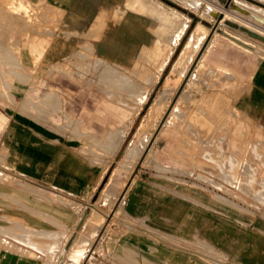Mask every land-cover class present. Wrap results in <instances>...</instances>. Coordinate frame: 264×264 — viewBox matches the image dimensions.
Here are the masks:
<instances>
[{
    "label": "rangeland",
    "instance_id": "1",
    "mask_svg": "<svg viewBox=\"0 0 264 264\" xmlns=\"http://www.w3.org/2000/svg\"><path fill=\"white\" fill-rule=\"evenodd\" d=\"M160 1L161 13L157 11L158 15H155L152 9L159 8L158 0H104L107 3L105 5L113 8L118 5L128 10L135 26H143L144 30L139 32L141 37L133 43L117 48L118 51L123 50V53H111L117 54L120 59L107 58L101 65L102 61L97 60L94 46H89L92 42L87 36L79 34L72 36L63 27L64 12L61 9L45 0H0V112L8 116L7 123L0 128V166L11 169L16 165L13 134L8 127L13 113L24 120L34 119L56 134L70 135V142L48 144L57 151L55 157L58 152L68 151L72 166L80 169L94 187L93 192L87 193L86 206L82 207L80 214V216L91 214L89 222L82 230L83 235L80 234L66 251V254L71 255L72 263L73 259L79 262L85 256L84 264H143L150 255L143 249L142 242H152L156 247L159 245L169 247H166L168 249L166 256L167 261L171 263L264 264V113L258 111L256 105L251 103L253 88L249 74L252 67L244 60L246 57L235 62L232 56H218L215 53H209L205 65L198 66L202 53H207L205 49L208 43L216 34L226 30L241 34L253 40L258 48L259 46L264 48L263 41L247 36L242 30L233 29L223 21L224 11L227 9L234 11L239 3H244L250 13L264 14V0ZM16 2L17 4H14ZM216 7L220 10L213 13L217 10ZM115 12V18L123 14V11ZM185 16H191L186 32L179 40L180 44L160 78L154 83L152 79L157 73L154 58H159L160 49L155 47L151 52L143 47L141 33L153 34V25L161 22L167 26L165 34L173 35L172 31L181 29ZM247 17L253 19L248 14ZM198 23L204 24L208 30L195 60L162 90L161 87L163 88L175 61ZM238 23L245 27V24ZM46 32L52 38L49 46L41 36ZM31 35L38 36L36 37L38 40L41 39L36 52L34 47L27 45ZM220 40L228 41L224 38ZM85 46H88L86 50L83 48ZM6 49L11 51H8L9 56ZM235 49L228 46L227 50L233 54L236 53ZM89 50L92 52H88ZM236 50L237 54H242ZM84 52L88 55L86 56ZM97 61L101 64L98 65ZM104 62L109 66L104 68ZM122 76L125 80L121 79ZM88 80L94 81H89L92 85ZM41 85L43 88L39 90ZM106 85L127 86L131 90L128 95L134 102L138 101L142 92L144 94L145 90L151 88L147 99L141 105V112L139 111L121 149L115 155L118 144L110 143V140L117 136L118 128L121 126H110L99 120L96 111L97 105L102 104L106 94ZM157 97L161 102H157ZM205 98L217 100L214 111L218 115L214 114L215 120H208L216 124L215 128L206 134V127L199 126V123L197 126L194 120L189 121L188 134H191L190 125L201 128L194 135L198 145L194 157L201 159L198 164L192 163V160L180 164L168 151L167 136L158 137L159 130L166 119L169 120L166 127L174 128L171 119L192 118L196 114L195 111L187 109L189 104L193 108L200 107L202 105L197 103L204 102ZM14 107L19 109L12 111ZM151 107L155 108L153 123L142 134L134 156L128 163L121 161L125 147L136 136L144 116ZM183 112L185 115L181 117L180 114ZM236 121H241L245 126L240 127L241 133L240 130L239 133L233 131ZM222 123L224 126H221ZM107 141L109 144L105 143ZM181 145H184L185 149L191 144L180 143L178 153L183 149ZM30 148L31 144H26L25 149ZM195 149L194 147L193 150ZM105 167L107 169L102 174ZM97 170L98 174L94 175L93 172ZM112 172L114 173L109 182ZM132 178L140 183L138 190L150 198L149 205L160 207L176 202V212L168 213L170 216L175 214L182 216L183 227L177 228L174 224H170L169 227L167 223L160 224L161 221L150 224L145 215L129 213L125 208L126 201L135 189L131 188L125 198L123 195L126 194ZM16 181L18 180L15 177L8 175V182ZM196 205L210 208L208 207V210L206 207ZM160 215L156 214L159 220ZM156 225L167 227L165 228L167 232ZM211 225L214 228L215 241L220 243V246H217L213 253L207 252L205 247L195 246L194 249L199 251V255H191L189 252L192 249L191 236L196 231L205 234L211 229ZM176 234L184 238H176ZM254 249L260 253L253 255ZM58 259L57 261H63L60 256ZM67 260L66 258L65 261Z\"/></svg>",
    "mask_w": 264,
    "mask_h": 264
},
{
    "label": "crops",
    "instance_id": "2",
    "mask_svg": "<svg viewBox=\"0 0 264 264\" xmlns=\"http://www.w3.org/2000/svg\"><path fill=\"white\" fill-rule=\"evenodd\" d=\"M45 1L51 4L52 6L61 9L64 12L63 27L68 30L72 36L77 34L86 35L87 38L92 42L93 46L97 48L98 54L106 59H120L117 54L111 53H123V50L118 51L119 49L117 48L123 46L124 44L127 45L129 43H133L135 40L141 37L139 32L144 30L143 26H135L134 19L128 10L124 9L123 7L121 8L118 5L114 8L110 5H105L107 3H105L104 0ZM158 2L159 8L157 9L153 7L155 12H160L161 1L158 0ZM115 11H120V13H122L121 11H123L124 14H119L118 18H115ZM159 23L160 22L155 23V25H153V34H141L143 37L142 45H144L146 49H148V47L149 51H151L154 47L160 49L159 58H154L158 69L157 73H159L160 78L162 71L165 69L166 65L174 54L176 47L178 46V44H180V41H178L177 43V35H171L176 41L173 38L170 39V35L167 37V35H165V29L163 28L165 26ZM154 29L158 34H154ZM88 31L90 35L88 34ZM94 31L95 33L98 32L96 33L97 35L94 33ZM176 33L177 32L175 31L174 34ZM44 34L41 35H43L45 41H47L49 46L52 38L47 35V32ZM34 36L35 35L29 37V42L27 41V45H29V47H36L38 46L37 44H39L38 39L36 38L37 36ZM173 41L176 42V44H173ZM147 43L149 44V46ZM227 49L226 51H224L223 54L216 52L214 53L218 54V56H232L235 62H238L242 57L245 56L246 58H244V60L246 62H249L250 65L252 62H254V60H248L250 58L245 54H237V50L235 48L234 49L236 53L233 54L228 53ZM251 67L252 68L249 76H251V74L253 73L256 74V78L259 80L260 84L259 88H261L260 90L263 92V94L260 95L261 97L258 96V99H255L254 91L252 90L250 97L251 103L256 105L255 108L258 111L264 113V72H254L252 71V65ZM242 75H244V73H242ZM41 81L44 82L43 79ZM42 82L41 84L43 85ZM42 85L40 88H38L39 90H42ZM148 89L144 91V94L142 92V95L139 96V98L137 99L138 101L140 99L139 102H134L132 97H130L129 95H124L130 93L131 90L128 87L127 89H125V87H119L117 85H106L105 87L106 94L102 99V104H98L96 108L97 118L99 120H102L106 124L109 122L108 125L110 126H121L124 129L123 130L121 127H119L120 129L118 128V132L119 130H122V133L119 132V135L115 137V139L119 138L118 140H114V138L110 140L111 142L112 140L115 141L113 142L115 145L121 143L120 149L128 133L130 132V129L132 128L135 120L137 119V116L141 109L139 107L144 103L145 99H147L145 95H149L151 91H149ZM118 96H121L119 98H121L122 101H117ZM205 99L203 100L204 102H198V104L204 105V103H209L210 106L206 105L209 110H216V98L211 99V101L209 99H206L205 101ZM136 106L139 108V111L135 110ZM197 107L198 106L193 108V106L190 105L187 109L191 111H196ZM18 109V107H14L12 108V111H17ZM132 117L134 118L133 120ZM192 118L189 117L183 120H179L178 118L171 119L174 122V128H168L164 123L161 127L162 132L161 130L159 132V138L167 136L168 151L171 155L173 154L176 162H180V164H185L189 160H192V163L194 162L198 164V161L201 159L194 157L198 151V145L195 142L196 140L194 135H196L197 130H201V128H196L190 125L191 134H184L185 130L188 131L189 121H193L190 120ZM7 121L8 116L0 112V128L2 126H5ZM125 123H127L128 126ZM212 124L214 126L209 127V132L212 131L211 129L215 128L216 124ZM8 127L10 128V132L13 134L12 138L15 144L14 150L16 157V165L11 169H7V167L5 166H0V264H84L85 256L79 262H75L73 259L72 263L71 255L69 253L66 254L65 249L60 254L59 248L62 243V240H64L67 235L70 234L69 230H72V226L74 227L75 223L78 221L82 212V207L86 206L85 200L87 198V193H91L94 190V187L89 182L88 177L83 174L80 169L75 166H72L69 152L63 150L62 152H58L57 157H55L57 151L54 150V147L48 144L50 142H70V135L58 133L56 134L54 131L49 130L45 127V125L40 124L36 120L31 118H28L26 120L21 119L17 116L16 113H13L11 115ZM4 137H6V131L4 133ZM40 138L43 140H40ZM119 140H121L122 142H120ZM35 143L37 146H35ZM180 143H190L191 145L190 147L185 148L186 150L183 148L179 153H177L175 151V148H177ZM26 144H31L30 150L25 149ZM194 147L196 148L195 150H193ZM106 167L104 168L102 174L105 172ZM98 171L99 170L94 171L93 174H98ZM8 175L10 177H15L18 181L21 182H8ZM139 186L140 183L136 181L133 183V186L129 185V188L126 191L125 197L131 188L135 189L132 194H129L126 201L125 208L129 213L135 215H145L148 218V222L150 224H157V221H161L160 224L167 223L169 227L170 224H174V227L177 228L183 227V223L181 222L182 216L180 217L176 214L174 216L169 215L170 212H176V202L163 204L160 207L149 205L150 198L148 199L144 193H141V190H138ZM179 206L181 207L180 204ZM196 206L210 208V206ZM157 213L161 214L160 220L156 218ZM156 226L166 231L165 228L167 227H162L160 225ZM30 227H33L37 231V235H35L36 232H34V229H32L33 232L30 231ZM24 228L27 229L26 231H28L29 236L31 235L30 232L33 236L31 235L30 237H25L26 239H23H25L26 242L27 239L29 240L28 242H36L35 244H33V246L30 244L31 242L29 243V245L28 242L24 243L25 240L22 241L23 235H27V232ZM210 228L211 229L206 231L205 234L204 232L200 231H196V233H193V235L191 236L192 249L189 251L191 255H199V251H196L194 249L195 246L205 247L206 251L210 253H213L217 246H220V243H217L215 241V232L213 225H211ZM40 231L42 235L38 233ZM53 231H55V233ZM49 232H51V234ZM175 236L179 239L184 238V236H180L177 234ZM53 237L58 240L56 242L57 245H53ZM38 241L40 242V244ZM37 243L39 245H37ZM50 243H52V245H50ZM142 243L143 249L147 252L148 255H150L149 258L146 259L147 261L143 264H184L178 262L171 263L167 261L168 256H166V251L168 250L167 248H169L168 246L159 245L158 247H156L152 245V242ZM34 245L39 247H35ZM252 253L253 255H257L260 252L255 249ZM58 256H60V259L63 261H57L59 260ZM66 258L68 259L67 261H65ZM190 264L199 263L193 262Z\"/></svg>",
    "mask_w": 264,
    "mask_h": 264
},
{
    "label": "bare ground",
    "instance_id": "3",
    "mask_svg": "<svg viewBox=\"0 0 264 264\" xmlns=\"http://www.w3.org/2000/svg\"><path fill=\"white\" fill-rule=\"evenodd\" d=\"M131 1V0H130ZM133 1V0H132ZM222 2H225L224 0H221ZM14 4H17V2L16 3H14ZM148 5V4H147ZM141 6V5H140ZM144 7V6H143ZM166 7V6H165ZM217 8V10H214L215 12H213V13H217L218 12V10H220V8H218V7H216ZM147 10L149 9V8H146ZM175 9V8H174ZM46 10V9H45ZM53 10V9H52ZM154 10V8L152 9V11ZM179 11V10H178ZM234 11H236V12H234ZM234 11H230V10H225L224 12H225V16H224V18H223V21H226V23L228 24V26H230V27H232L233 29H237V30H242L243 32H245L246 33V35L247 36H250V37H252V38H255V39H257V40H260V41H263L264 42V40L263 39H261L260 38V36H262V37H264V14L263 13H257V12H251L250 13V11H249V9L246 7V5H244V3L242 4V3H239L238 5H236L235 6V9H234ZM149 12H150V10H149ZM180 12V11H179ZM153 13V12H152ZM182 13V12H181ZM124 14V13H123ZM157 13L155 12V15H156ZM247 14L248 15H250L253 19H250L249 17H247ZM158 15V14H157ZM160 15V14H159ZM185 15V14H184ZM218 15V14H217ZM152 16V15H151ZM214 16H215V14H214ZM155 17V16H154ZM191 17V16H190ZM189 16H185V18L183 19V23H182V27H181V29L179 28L176 32V34H173L174 36L175 35H177V43H178V41L180 40V38L185 34V32H186V29H187V27H188V25H189V21L191 20V18H190ZM216 17V16H215ZM218 17V16H217ZM21 18V17H20ZM156 18H157V16H156ZM164 18V17H163ZM49 19V18H48ZM168 19V18H167ZM51 20V19H50ZM163 20V19H162ZM227 20H230V21H232V22H234L235 24H236V26H234V25H232V24H229L228 22H227ZM57 21H58V19H57ZM164 21V20H163ZM26 22V21H25ZM35 22V21H34ZM117 22H119V21H117ZM237 22V23H236ZM238 22H240V23H242V24H245V27L244 26H242V25H240ZM161 23V22H160ZM159 23V24H160ZM158 24V25H159ZM161 24H163V23H161ZM55 25V24H54ZM101 25V24H100ZM155 25V24H154ZM157 25V26H158ZM102 26V25H101ZM100 26V27H101ZM164 26V25H163ZM247 26V27H246ZM175 27H177V26H175ZM102 28V27H101ZM100 28V29H101ZM156 28V27H155ZM164 29L165 28H167V26L166 27H163ZM194 28V27H193ZM90 30V29H89ZM155 30V29H154ZM173 30V29H172ZM171 30V31H172ZM207 30H208V28L204 25V24H202V23H198L197 25H196V27L192 30V32H191V34H190V36H189V38L187 39V42L185 43V45H184V47L182 48V51H181V53L179 54V56H178V58H177V60L175 61V63H174V65H173V67H172V69H171V71H170V73H169V75H168V78L166 79V82L164 83V86H163V88L161 87V89L162 90H164L165 88H167L168 87V85L171 83V82H173L175 79H176V77L179 75V73L183 70V69H185L186 68V66L189 64V65H191L192 64V62L195 60V57H196V53L199 51V49H200V46H201V44L204 42V40L206 39V37H207ZM52 31V30H51ZM50 31V32H51ZM96 31V30H95ZM95 31H94V33H95ZM131 31V30H130ZM137 31H139V30H137ZM34 32V31H33ZM40 33V31H37V33ZM92 32V31H91ZM173 33H174V31H172ZM172 32H171V34H172ZM36 33V32H35ZM66 33H68V32H66ZM76 33V32H75ZM93 33V32H92ZM96 33H98V32H96ZM95 33V34H96ZM155 33H157L156 32V30L154 31V34ZM83 34V33H82ZM88 34H89V31H88ZM100 34V33H99ZM158 34V33H157ZM253 34H256L257 36L255 37V36H253ZM45 35V34H44ZM67 35V34H66ZM90 35V34H89ZM92 35H94V34H92ZM97 35V34H96ZM95 35V36H96ZM161 35H162V33H161ZM166 35V34H165ZM165 35H164V37H165ZM167 35H169V34H167ZM32 36V35H31ZM41 36H43V35H41ZM40 36V37H41ZM68 36V35H67ZM159 36V35H158ZM171 36V35H170ZM34 37H36V35L34 36ZM38 37V36H37ZM149 37V36H148ZM163 37V36H162ZM161 37V38H162ZM163 37V38H164ZM5 38V37H4ZM154 38V37H153ZM171 38H173L174 39V37H170V39ZM221 38H224V39H227L228 41H225V40H220ZM39 39V38H38ZM43 39V38H42ZM151 39H152V37H151ZM168 39V38H167ZM34 40V39H33ZM41 40V39H40ZM40 40H38V43L40 42ZM175 40V39H174ZM216 40V42L214 43V41ZM217 40H218V42H217ZM0 41H1V38H0ZM3 41V40H2ZM43 41L45 42V39H43ZM176 41V40H175ZM29 42V41H28ZM174 42V41H173ZM3 43V42H2ZM211 43V44H210ZM210 43H208V45H207V47H206V49H205V51H207V53H202V56H201V58L199 59V65L198 66H204L205 65V61H206V58L209 56L208 54L210 53H214V52H216V53H220V54H223L224 53V51H226V49H227V47L228 46H232V47H234V48H236V49H238L239 50V52H241L242 54H245V55H247L250 59H248V60H254V62H252L251 63V65L253 66V70L252 71H254V72H259V71H263L264 72V48H260V46H259V48H258V45L253 41V40H251V39H248V38H246V37H243L241 34H238V33H234V32H230V31H228V30H226V31H223V32H220V33H218V34H216L214 37H213V39L211 40V42ZM4 44V43H3ZM8 44V43H7ZM19 44V43H18ZM32 44V43H31ZM37 44V43H36ZM36 44H35V46H36ZM48 44V43H47ZM88 44V43H87ZM148 44V43H147ZM155 44V43H154ZM173 44H176V42H174ZM212 44H214V46H212ZM33 45V44H32ZM37 45H39V44H37ZM41 45V44H40ZM31 46V45H30ZM89 46H93L92 44L91 45H89ZM144 46V45H143ZM148 46H149V44H148ZM209 46V47H208ZM4 47V46H3ZM2 47V48H3ZM28 47H29V45H28ZM34 46H32V48H33ZM37 47V46H36ZM36 47H34L35 48V52L36 51H38L37 49H36ZM42 47V46H41ZM88 46H85V47H83V48H85V50H86V48H87ZM145 47V46H144ZM152 47V46H151ZM92 48V47H91ZM90 48V49H91ZM94 48V54L97 56V60L98 61H102L101 63L100 62H98L97 61V64L98 63H100L101 65H103V60H105L106 58H104L103 56H101V55H99L98 54V52H97V48L94 46L93 47ZM155 48V47H154ZM40 49V48H39ZM148 49H149V47H148ZM7 50V49H6ZM88 50V49H87ZM144 50V49H143ZM171 50V49H170ZM4 51V50H3ZM8 51H10V50H7V52ZM40 51V50H39ZM78 51V50H77ZM82 51V50H81ZM149 51V50H148ZM159 51V50H158ZM172 51V50H171ZM204 51V52H205ZM11 52V51H10ZM29 52V51H28ZM76 52V51H75ZM80 52V51H79ZM79 52H78V54H79ZM83 52V51H82ZM88 52H92V50H89ZM101 52V51H100ZM152 52V51H151ZM155 52V51H154ZM14 53V52H13ZM40 53V52H39ZM85 53V52H84ZM156 53V52H155ZM172 53V52H171ZM7 54V53H6ZM8 56H9V52H8V54H7ZM6 55V56H7ZM11 55V54H10ZM30 55V54H29ZM31 55H32V53H31ZM84 55V54H83ZM82 55V56H83ZM85 55H86V53H85ZM84 55V56H85ZM88 55V54H87ZM86 55V56H87ZM90 55H92L91 53H90ZM158 55V54H157ZM170 55V54H169ZM12 56H14V55H12ZM107 56V55H106ZM105 56V57H106ZM81 57V56H80ZM140 57V56H139ZM148 57V56H147ZM169 57V56H168ZM167 57V58H168ZM246 57V56H245ZM64 58V57H63ZM170 58V57H169ZM96 58H94V60H95ZM145 60H147V58L145 59ZM96 61V60H95ZM74 62V61H73ZM77 62V61H76ZM109 62H111V61H109ZM64 63V62H63ZM79 63V62H78ZM80 63H82V62H80ZM79 63V64H80ZM105 63V62H104ZM108 63V62H107ZM135 63V62H134ZM137 63V62H136ZM167 63V62H166ZM165 63V64H166ZM77 64V63H76ZM84 64V63H83ZM89 64V67H90V64H91V62L90 63H88ZM94 64V63H93ZM96 64V65H97ZM110 64V63H109ZM85 65V64H84ZM83 65V66H84ZM99 65V64H98ZM113 65V64H112ZM163 65V64H162ZM61 67H62V65H60ZM76 66V65H75ZM79 66V65H78ZM81 66H82V64H81ZM94 66V65H93ZM105 66H109L108 64L106 65V63L104 64V68H105ZM87 67V66H86ZM86 67H85V69H86ZM88 67V68H89ZM95 67H98V66H95ZM111 67V66H110ZM110 67H108V70H110ZM113 67V66H112ZM163 67V66H162ZM164 68V67H163ZM198 68V67H197ZM53 69V68H52ZM57 69H58V67H57ZM83 69V68H82ZM106 69H107V67H106ZM146 69H148V67L146 68ZM199 69V68H198ZM197 69V70H198ZM202 69V68H201ZM212 70H213V68H211ZM62 70V69H61ZM77 70V69H76ZM87 70V69H86ZM85 70V71H86ZM116 70V69H115ZM114 70V71H115ZM158 70V69H157ZM163 70V69H162ZM208 70V69H207ZM57 71V70H56ZM78 71V70H77ZM88 72H89V70H87ZM97 71V70H96ZM127 71V70H126ZM214 71H215V69H214ZM63 72V71H62ZM61 72V73H62ZM67 72V71H66ZM81 72V71H80ZM87 72V73H88ZM102 72V71H101ZM109 72V71H108ZM140 72V71H139ZM146 72V71H145ZM148 72V71H147ZM149 72H150V69H149ZM194 72V71H193ZM197 72V71H196ZM204 72V71H203ZM206 72V71H205ZM48 73V72H47ZM93 73V72H92ZM96 73V72H95ZM144 73V72H143ZM195 73V72H194ZM228 73V72H227ZM66 74V76L68 75L67 73H65ZM135 74V73H134ZM140 74H142L141 72H140ZM193 74V73H192ZM192 74H191V76H192ZM211 74V73H210ZM216 74V73H215ZM98 75V74H97ZM122 75H124V73H122ZM126 75V74H125ZM145 75V74H144ZM84 76V75H83ZM130 76V75H129ZM137 76H139V75H137ZM143 76V75H142ZM119 78L121 77V76H118ZM141 77V76H140ZM147 77H148V75H147ZM190 77V76H189ZM206 77V76H205ZM225 77V76H224ZM92 78V77H91ZM125 78V77H124ZM146 78V77H145ZM158 78H159V73H155V76H154V79H152V81L154 80V83L158 80ZM222 78V77H221ZM82 79V78H81ZM80 79V80H81ZM121 79H123V76H122V78ZM123 80H125V79H123ZM128 80V79H127ZM82 81V80H81ZM89 81H93V80H88V82ZM114 81V80H113ZM151 81V82H152ZM209 81V80H208ZM86 82V81H85ZM94 82V81H93ZM103 82V81H102ZM250 82H251V86H252V88H253V91H254V98L255 99H258V96H260L261 94H263V92L260 90L261 88H259V86H260V84H259V80L256 78V74L255 73H253V74H251V76H250ZM87 83V82H86ZM90 84H91V82H89ZM88 83V84H89ZM114 83V82H113ZM128 83V81H126V84ZM153 83V82H152ZM152 83H150V86H151V84ZM85 84V83H84ZM92 85V84H91ZM118 85V84H117ZM141 86H143V85H141ZM104 87V86H103ZM140 87V86H139ZM107 88H109V87H107ZM152 88H154V87H152ZM125 89H127V86L125 87ZM130 89V88H129ZM110 90H112V89H110ZM116 90V89H115ZM149 91L151 90V88H149L148 89ZM120 92V91H119ZM122 93V92H121ZM124 93V92H123ZM149 93V92H148ZM39 94V93H38ZM56 94V93H55ZM54 94V95H55ZM117 95V94H116ZM124 95H128V93L127 94H124ZM122 96V95H121ZM121 96H118L117 97V101H119L120 102V100H121V98H119V97H121ZM134 96V95H133ZM147 94L145 95V97L147 98ZM50 97V96H49ZM53 96H51V98H52ZM261 97V96H260ZM54 98V97H53ZM123 98V97H122ZM158 98V100H157V102H159L160 100H159V97H157ZM183 98V97H182ZM181 98V99H182ZM253 98V99H254ZM263 98V97H262ZM261 98V99H262ZM180 99V100H181ZM260 99V98H259ZM52 100V99H51ZM131 100V99H130ZM146 100V99H145ZM122 101V100H121ZM127 101V100H126ZM125 101V102H126ZM139 101H140V99H139ZM139 101H136V102H139ZM171 101V100H170ZM205 101H206V99H205ZM208 101V100H207ZM211 101V100H210ZM53 102H54V100H53ZM131 102H133V101H131ZM130 102V103H131ZM161 102V101H160ZM196 102V101H195ZM213 102V101H212ZM129 104V103H128ZM133 104V103H132ZM198 104V103H197ZM260 104V103H259ZM40 105V104H39ZM135 105V104H134ZM179 105V104H178ZM177 105V106H178ZM131 106V105H130ZM137 106H139V105H137ZM135 107V110H137V111H139V108H142L141 106L138 108V107ZM189 106H190V104H189ZM207 106H210V105H207ZM206 105H205V103H204V107H203V105L202 106H200V107H197V110L194 112L196 115H194V117L191 119V120H194V121H196V125L198 126V123H199V126L201 125V127H206V129L207 130H205V132H206V134L207 133H210L209 132V127H213L214 125L212 124V123H210L208 120H210V119H212V120H215V119H213L214 118V114H215V111L214 110H209V108L207 107ZM261 106V105H260ZM36 107V106H35ZM39 107V106H38ZM126 107V106H125ZM154 107V106H153ZM173 107H174V105H173ZM172 107V108H173ZM55 108V107H54ZM57 108V107H56ZM176 108V107H175ZM174 108V109H175ZM134 109V108H133ZM162 109H163V107H162ZM55 110V109H54ZM57 110V109H56ZM134 110V111H135ZM232 110V109H231ZM164 111V110H163ZM174 111V110H173ZM219 111V110H218ZM225 111H226V109H225ZM228 111V110H227ZM39 112V111H38ZM118 112V111H117ZM141 112V111H140ZM193 112V111H192ZM220 113V112H219ZM135 114H136V112H135ZM190 114V113H189ZM217 114V113H216ZM215 114V115H216ZM109 115V114H108ZM133 115V114H132ZM181 115V117L182 116H184L185 115V113L183 112V114H180ZM179 115V116H180ZM218 115V114H217ZM154 116H155V108H152L151 107V109L148 111V113H146V115L144 116V118H143V120H142V122H141V124H140V127H139V129H138V131H137V134H136V136L131 140V142L125 147V149H124V151H123V155H122V158H121V161L123 160V161H125L126 163H128V161L134 156V152H135V150H136V148H138V141L140 140V138H141V136H142V134L144 133V131H146V130H148L149 129V126L153 123V121H154ZM161 116H162V114H161ZM136 117V116H135ZM138 117V116H137ZM109 118V117H108ZM129 119V118H128ZM134 118L132 117V120H133ZM161 119V118H160ZM158 120V119H157ZM116 122V121H115ZM114 122V123H115ZM169 122V120L168 119H166V122H165V124H167ZM109 123V122H108ZM107 123V124H108ZM124 123V122H123ZM120 124V123H119ZM126 125H127V123H125ZM241 124V125H240ZM195 125V126H196ZM128 126V125H127ZM221 126H224L223 125V123H222V125ZM245 127L244 125H243V123L241 122V121H236L235 122V127H234V129H233V131L234 132H237V133H239V130L241 129V128H243V127ZM241 127V128H240ZM122 128V127H121ZM219 128H220V126H219ZM120 129V128H119ZM123 129V128H122ZM162 129V128H161ZM160 129V130H161ZM184 129V128H183ZM221 129V128H220ZM124 130V129H123ZM159 130V131H160ZM211 130H214V129H211ZM109 131V130H108ZM111 132H112V130H110ZM122 131V130H121ZM120 130H119V132L120 133H122ZM127 131V130H126ZM114 132V131H113ZM119 132H118V134H116V135H119ZM161 132H162V130H161ZM182 132V131H181ZM107 133V132H106ZM240 133H241V130H240ZM108 134V133H107ZM110 134H112V133H110ZM184 134L185 135H190V134H188L187 133V130L184 132ZM260 134V133H259ZM83 135H85V134H83ZM160 135V134H159ZM183 135V134H182ZM86 136H87V134H86ZM107 136V135H106ZM121 136V135H120ZM123 136V135H122ZM97 137V136H96ZM159 137V136H158ZM187 137V136H186ZM88 138V137H87ZM86 138V139H87ZM90 138V137H89ZM105 138H107V137H104V139ZM124 138V137H123ZM91 139V138H90ZM109 139V138H108ZM112 139V138H111ZM117 140L119 139V138H116ZM115 138H114V140H116ZM122 139V138H121ZM88 140V139H87ZM100 140V139H99ZM255 140H257L256 138H255ZM106 141V140H105ZM120 142H122L121 140H119ZM99 142V141H98ZM112 142H115V141H113L112 140ZM112 142H110V143H112ZM179 142V141H178ZM178 142H177V144H178ZM89 143V142H88ZM87 143V144H88ZM100 143H101V141H100ZM105 143H108V141L107 142H105ZM104 143V144H105ZM98 144V143H97ZM109 144V143H108ZM107 144V145H108ZM106 145V144H105ZM106 145V146H107ZM99 146H101V145H99ZM102 146H103V144H102ZM120 146H121V143H118V146H117V151H115L114 152V155L118 152V150L120 149ZM183 148L185 147L184 145H181ZM260 146V145H259ZM97 147V146H96ZM104 148H105V146H104ZM178 148H179V145H178V147L177 148H175V151L178 153ZM254 148V147H253ZM103 149V148H102ZM105 150V149H104ZM103 150V151H104ZM256 150V149H255ZM90 152V151H89ZM93 152V151H92ZM142 152V151H141ZM174 152V151H173ZM91 153V152H90ZM92 154V153H91ZM94 154V153H93ZM96 154V153H95ZM173 155V154H172ZM87 156V155H86ZM93 157V156H92ZM120 161V162H121ZM121 163H123V162H121ZM125 163V164H126ZM263 164V163H262ZM123 165V164H122ZM264 165V164H263ZM107 169V168H106ZM113 171H114V169H112ZM106 171V170H105ZM113 173L114 172H112L111 174H110V176H109V182L111 181V179H112V175H113ZM104 177L105 176H103V179H104ZM131 182H129V184H130V186H133V183L134 182H136V179L134 178H132L131 180H130ZM125 183H126V181H125ZM32 189V188H31ZM30 189V190H31ZM48 196V195H47ZM124 197H125V195H123ZM45 197H46V195H45ZM48 198V197H47ZM204 198V197H203ZM62 201V200H61ZM18 203V202H17ZM204 205V204H203ZM18 208V207H17ZM42 212V211H41ZM119 213V212H118ZM41 214V213H40ZM43 215V214H42ZM91 215V214H90ZM90 215L89 216H86V215H84V216H80L79 217V219H78V221L75 223V227H74V229H72V230H69V232H70V234H68L67 235V237L62 241V244L60 245V254L63 252V250L65 249L66 251H68L70 248H71V245L74 243V240L76 239V238H78V236L80 235V234H82V230H84V227H86V225L88 224V222H89V219H90ZM50 218V217H49ZM91 218H93V217H91ZM6 219V218H5ZM8 220V219H7ZM10 220V219H9ZM20 220H21V218H20ZM13 222V221H12ZM15 222V221H14ZM22 222V221H21ZM19 224V223H18ZM10 225V224H9ZM20 226V225H19ZM21 226H22V223H21ZM20 226V227H21ZM29 226V225H28ZM24 227V226H23ZM27 227V226H26ZM64 227V226H63ZM73 227V226H72ZM12 228V227H11ZM28 228V227H27ZM7 229H9V228H7ZM25 229V231L27 230L26 228H24ZM31 229V230H30ZM30 231H32V229H34L33 227L31 228L30 227ZM12 230V229H11ZM22 230V229H21ZM35 230V229H34ZM37 230H38V228H37ZM9 231V230H8ZM24 231V232H25ZM51 231V230H50ZM27 233V235H23V237H22V241H24L26 238L25 237H30L31 235H32V233L30 232V236H29V234H28V231H26ZM33 232V231H32ZM34 232H36L35 233V235H37V231L35 230ZM54 233H55V231H53ZM58 232V231H57ZM19 233V232H18ZM18 233H16V234H18ZM38 233H40L41 235H42V233H41V231L40 232H38ZM50 234H51V232H49ZM15 234V235H16ZM22 234V233H21ZM54 235V234H53ZM83 235V234H82ZM5 236V235H4ZM19 236V235H18ZM33 236V235H32ZM48 236H49V234H48ZM56 236V235H55ZM85 236V235H84ZM23 238H25V239H23ZM21 239V238H20ZM19 239V240H20ZM53 240H56V241H53V245H57L56 244V242L58 241L57 239H55L54 237L52 238ZM29 240L27 239V242H28ZM26 242V240L24 241V243H27ZM31 242V241H30ZM30 242H28V244L30 243ZM39 242V241H38ZM70 242V243H69ZM36 243V242H35ZM35 243H33V241L30 243L32 246H33V244H35ZM29 244V245H30ZM39 244H40V242H39ZM38 243H37V245H39ZM69 244V245H68ZM50 245H52V243H50ZM35 247H39V246H36V245H34ZM38 249V248H37ZM133 250V249H132ZM255 250V249H254ZM65 251V252H66ZM135 251V250H134ZM137 252V251H136ZM57 256V255H56ZM47 263V262H46ZM51 264V263H50Z\"/></svg>",
    "mask_w": 264,
    "mask_h": 264
},
{
    "label": "water",
    "instance_id": "4",
    "mask_svg": "<svg viewBox=\"0 0 264 264\" xmlns=\"http://www.w3.org/2000/svg\"><path fill=\"white\" fill-rule=\"evenodd\" d=\"M219 18H220V17H219ZM222 18H223V16H221L220 19H222ZM227 22H228L229 24H232V25L236 26V24H235L234 22L230 21V20H227ZM253 36L256 37L257 35H256V34H253ZM260 38L264 40V37L260 36ZM69 243H70V242H69ZM68 245H69V244H68Z\"/></svg>",
    "mask_w": 264,
    "mask_h": 264
}]
</instances>
